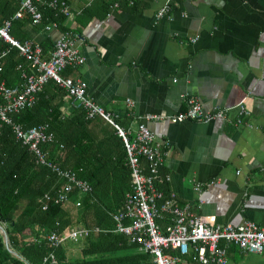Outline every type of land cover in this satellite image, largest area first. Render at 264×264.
Masks as SVG:
<instances>
[{
  "label": "crops",
  "instance_id": "crops-1",
  "mask_svg": "<svg viewBox=\"0 0 264 264\" xmlns=\"http://www.w3.org/2000/svg\"><path fill=\"white\" fill-rule=\"evenodd\" d=\"M166 1H63L73 13L64 33L84 64L62 75L81 79L89 99L131 138L140 122L147 125L166 153L161 169L180 205L209 226L250 221L264 230V0H172L158 16ZM60 27L38 33L28 26L29 42L54 44ZM186 98L224 118L170 122L186 110ZM54 101L65 117L76 109L66 95ZM238 104L248 113L240 124ZM149 114L164 118L145 120ZM157 224L163 230L166 221ZM31 239L26 233L24 241ZM179 264L199 263L187 256ZM226 264H264V252L229 246Z\"/></svg>",
  "mask_w": 264,
  "mask_h": 264
},
{
  "label": "trees",
  "instance_id": "trees-1",
  "mask_svg": "<svg viewBox=\"0 0 264 264\" xmlns=\"http://www.w3.org/2000/svg\"><path fill=\"white\" fill-rule=\"evenodd\" d=\"M57 1L67 3L68 0ZM19 4L20 0H0V26L10 22L8 33L14 41L20 44L31 41L26 31L28 26L38 33L51 23L61 26L62 34L67 30L62 26L65 18L59 9L39 7L42 18L36 24L27 14L13 18ZM39 46L43 58L48 59L54 44L44 40ZM29 70L30 63L18 49L0 38V84L20 87L22 74ZM46 86L53 97L47 96ZM64 95V91L50 81L36 95L34 106L13 114L11 119L23 129L47 123L54 141L41 148L49 152V158L59 167L71 169L78 179L86 181L91 191L83 194L74 190L67 203L49 205L43 210V195L54 192L64 182L48 168L36 165L28 147L15 140L9 125L0 122V225H5L9 244L6 246L0 235V264H49L43 263V259L50 252L57 264H152L153 257L149 253L138 251L127 236L114 232L112 214L121 210L125 194L132 188L122 138L114 125L103 118L86 119L81 107L65 117L60 104L54 101L55 97ZM110 119L123 127L121 120ZM154 187L163 196L169 195L162 169ZM76 202L80 204L78 207ZM75 227L99 229L77 242V255H72L75 252L67 244L56 249L46 244V233L61 235ZM26 233L32 236V242L24 241Z\"/></svg>",
  "mask_w": 264,
  "mask_h": 264
},
{
  "label": "built area",
  "instance_id": "built-area-1",
  "mask_svg": "<svg viewBox=\"0 0 264 264\" xmlns=\"http://www.w3.org/2000/svg\"><path fill=\"white\" fill-rule=\"evenodd\" d=\"M172 0H167L158 16H163L169 9ZM39 5L51 9H59L64 17L71 19L72 11L63 2L57 0H20L19 9L13 18L30 16L32 23H38L42 14ZM117 7V4L113 5ZM10 22L0 26V37L16 47L21 56L30 63L29 73H23V83L20 87H7L0 84V122L9 125L15 140L28 147L36 165L48 168L56 177L62 180L63 186L52 193H46L42 198L43 210L49 205H63L69 201L74 190L86 194L91 191L90 185L81 179L71 169H63L48 156L41 145L51 144L53 135L48 132L47 123L23 129L12 122L11 116L36 103V95L45 84L52 81L73 100L72 106L81 107L86 119L101 117L116 128L122 138L126 151L127 162L131 170L132 188L125 194L121 210L112 214L115 222L114 232L127 236L130 243L137 246L138 251L149 253L153 257L152 264H179L181 258L199 264H226V253L229 246L237 247L241 252L261 254L264 252V230L255 223L245 221L238 226H209L199 216L192 212L189 204L180 205L173 193L167 197L154 187V181L160 173L166 153L155 142V134L143 122L137 126L136 134L130 137L110 119L102 108L96 106L86 94V84L81 79L64 77L67 68L77 69L84 64V58L73 45L68 34H61L54 43V50L49 59L44 60L39 45L31 42L22 44L14 41L8 33ZM56 28L51 23L44 29ZM186 110L170 116L169 121L180 123L185 120L208 122L212 119L224 118V111L205 112L192 98H186ZM238 124L243 122L248 113L242 104L237 105ZM164 117L149 114L145 120L160 121ZM196 191L200 192L199 186ZM80 204L76 202L75 206ZM165 220L166 225L160 229L157 221ZM99 232L98 228L88 229L75 227L61 235L48 232L44 236L46 244L56 249L66 242L77 243ZM33 241V239H31ZM222 244V245H221ZM175 252V254H172ZM43 263L57 264L52 252L43 259Z\"/></svg>",
  "mask_w": 264,
  "mask_h": 264
},
{
  "label": "rangeland",
  "instance_id": "rangeland-1",
  "mask_svg": "<svg viewBox=\"0 0 264 264\" xmlns=\"http://www.w3.org/2000/svg\"><path fill=\"white\" fill-rule=\"evenodd\" d=\"M5 229V225L3 224V225H0V235L4 238V240L6 241L7 239L5 238V235H4V230ZM3 231V232H2ZM69 247H71V249H74V252L75 253H72V255H77L78 254V252H77V250H78V247H79V245H77V244H69L68 245Z\"/></svg>",
  "mask_w": 264,
  "mask_h": 264
},
{
  "label": "water",
  "instance_id": "water-1",
  "mask_svg": "<svg viewBox=\"0 0 264 264\" xmlns=\"http://www.w3.org/2000/svg\"><path fill=\"white\" fill-rule=\"evenodd\" d=\"M3 231H4V230H3ZM3 231H2V232H3ZM3 233H4V232H3ZM4 235H5V233H4ZM5 238H6V235H5Z\"/></svg>",
  "mask_w": 264,
  "mask_h": 264
}]
</instances>
